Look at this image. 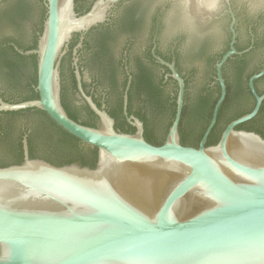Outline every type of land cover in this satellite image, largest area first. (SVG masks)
Masks as SVG:
<instances>
[{
	"label": "water",
	"instance_id": "1",
	"mask_svg": "<svg viewBox=\"0 0 264 264\" xmlns=\"http://www.w3.org/2000/svg\"><path fill=\"white\" fill-rule=\"evenodd\" d=\"M110 1L115 0H95L88 11L77 14L74 0H44L46 17L36 47L23 51L14 45L19 53L37 55L38 97L19 102L0 97V111L39 108L68 133L95 147L97 159L90 167L30 157L24 134L22 162L0 166V264H264V137L236 128L260 109L264 92L256 91L254 80L264 75V66L247 80L252 109L228 122L216 143L206 145L226 96L222 67L228 58L251 49V24L249 44L238 50L231 0H179L185 18L199 26L228 16L230 39L214 64L219 96L196 147L182 144L178 129L184 79L173 61L156 55L176 80L177 92L173 120L163 142L155 145L144 138L142 121L127 113L130 76L122 112L134 132L115 128L104 105L98 107L85 93L76 57L78 94L98 116V125L73 120L61 104L62 78L71 92L63 60L67 42L72 33L103 21ZM163 1L156 0V8ZM233 1L246 3L249 13L264 10V0ZM166 14L163 40L174 32ZM219 24L215 37L221 41ZM25 26L28 36L32 24L26 21ZM80 64L89 82L91 69L84 61ZM195 66L199 77L203 65L197 60ZM74 103L78 116L87 118L77 93Z\"/></svg>",
	"mask_w": 264,
	"mask_h": 264
},
{
	"label": "trees",
	"instance_id": "2",
	"mask_svg": "<svg viewBox=\"0 0 264 264\" xmlns=\"http://www.w3.org/2000/svg\"><path fill=\"white\" fill-rule=\"evenodd\" d=\"M3 2L4 4L0 5V87L3 89L0 90V97L9 102L35 99L38 97L35 89L37 55L19 53L14 45L23 51L36 47L46 17L44 0H36V4L33 0H3ZM247 8L245 3L234 5L238 18L235 46L238 50L248 46L247 27L250 23H252L251 30L254 35L253 46L241 55L228 58L222 67L226 96L219 108L216 122L207 137L206 145L216 143L227 123L249 112L254 105V98L248 88L247 80L251 74L264 66V10L259 9L255 13H249ZM26 21L32 24L28 36L25 35ZM228 22V18L220 22L222 24L220 27L221 41L216 40V34L210 29L208 34L199 42L194 43L184 55L176 50L175 66L180 73L188 66L187 70H191V74L194 75L197 71L192 66L194 61L188 60L190 56L205 61L204 74L201 77L193 78V83H191V76L185 79V103L178 126L180 140L184 145L198 146L210 120L214 103L219 96V84L215 80L214 64L228 49L230 39V32L227 29ZM65 61H67V81L71 92L67 91L66 82L62 78L60 82L61 104L70 118L81 124L95 127L98 125V116L86 103L81 104V108L87 118H80L77 114L74 103L76 83L73 67L70 57ZM83 65L91 71L96 68L99 73L104 71L102 63L87 61ZM63 67V61H61L59 67L61 77ZM80 72L83 73L82 68ZM150 77L148 72L143 71L133 75L128 90L127 113L145 121L146 139L150 143L159 145L163 142L174 117L177 83L171 77L164 83L162 75L156 76L155 80ZM125 80L124 78L117 90L114 106L106 109L108 114L114 118L115 128L123 132H134V126L127 122L122 112V91ZM169 83L172 84V89L166 92L165 86ZM82 86L86 89L87 84L82 82ZM190 86L194 88L192 93L187 91ZM254 86L258 93L264 92V75L254 80ZM140 91H145L150 101L156 105L155 127L148 124L146 117L131 106L133 95L136 96ZM92 99L98 107L101 106L99 97L92 96ZM19 116H25V121H19L17 118ZM196 119L199 120L198 123L190 124V121ZM236 128L253 130L264 137V100L256 116L237 125ZM24 134L27 137L30 157H41L56 165L70 162H78L90 167L95 165L97 159L95 147L83 143L57 125L43 110L34 107L16 111H0V166L22 162Z\"/></svg>",
	"mask_w": 264,
	"mask_h": 264
},
{
	"label": "flooded vegetation",
	"instance_id": "3",
	"mask_svg": "<svg viewBox=\"0 0 264 264\" xmlns=\"http://www.w3.org/2000/svg\"><path fill=\"white\" fill-rule=\"evenodd\" d=\"M94 1L95 0H84V2H82V0H74V11L77 14H83L90 9ZM233 2L234 1L231 0L234 9L235 4ZM2 4H4V2L0 0V5ZM43 5L45 6L44 2ZM183 10V5L179 0H165L161 2L157 8L156 0L110 1L105 10V18L103 21L92 25L85 31L72 33L67 42L63 59L67 60L68 57H70L73 73L74 57L77 58L79 71L80 68L83 69V66L80 64L82 61H84V63L87 61L102 63L104 71L99 73L97 68L94 70L92 69L89 82L84 79L83 69L81 82L87 84L86 89L83 88L86 94L91 97H99V101L101 105H104L105 109L108 107L112 108L115 104L117 90L124 78L126 79V86L128 77L130 76V87L133 75L143 71L148 72L151 76L150 78H154V80L156 76L162 75V82H166L168 78L171 77L169 75L170 70L166 65L156 60V55L166 61H173L175 65L176 50L184 55L194 43L199 42L208 34L210 29L215 33L217 22L220 23L223 19L228 18V16H224L213 21L210 25L199 26L197 23L190 22L185 18V11L183 13ZM163 14L170 15L171 21L174 24V32L165 40L162 38L164 27L162 22ZM250 24L252 27V23ZM250 24H248V27ZM219 25L221 27L222 24L220 23ZM79 43L80 45L77 46ZM74 47H76V53H73ZM188 60L194 61V65H192L193 68H196L195 62L197 60L201 61L203 65L202 75L204 74L205 61L203 59L190 56ZM187 68H189V66L181 73L177 70L184 79V84L186 78L189 79L191 76V83H193V78L198 77L196 72L193 75L191 74V70H187ZM167 69L169 71H167ZM171 83L165 86V90L167 87L172 89ZM125 86L122 91V96ZM100 87L102 88L100 89ZM129 87L127 89V103ZM187 91L192 93L194 88L190 86ZM76 93L80 104H84V100L78 94L77 87ZM184 103L185 99L183 105ZM131 106L133 109H138L142 116L146 117L148 124L154 127L156 126V105L150 101L145 91H140L136 96L133 95ZM141 121L143 123V136L146 139L144 134L145 121ZM198 122L199 120L196 119L190 121V124Z\"/></svg>",
	"mask_w": 264,
	"mask_h": 264
}]
</instances>
